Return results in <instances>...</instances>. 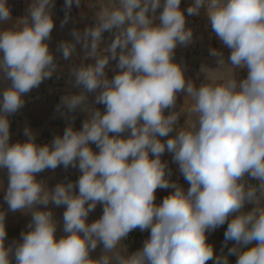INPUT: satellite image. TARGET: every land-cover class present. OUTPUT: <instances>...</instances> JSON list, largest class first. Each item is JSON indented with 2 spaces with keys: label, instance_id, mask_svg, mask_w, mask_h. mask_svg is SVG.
<instances>
[{
  "label": "clouds",
  "instance_id": "9594fccd",
  "mask_svg": "<svg viewBox=\"0 0 264 264\" xmlns=\"http://www.w3.org/2000/svg\"><path fill=\"white\" fill-rule=\"evenodd\" d=\"M83 2L94 23L73 28L72 39L54 52L55 0H30L15 20L8 0H0V169L8 178L0 264H229L233 255L235 264H264V0H192L186 13L199 15L203 7L230 50L225 58L209 48L216 66L201 64L199 85L174 59L177 47L194 39L182 0ZM81 4L64 0L61 27ZM56 53L73 60L71 83L81 89L61 96L56 107L69 123L50 143H37L27 126L26 139L11 143L9 117L24 107L26 94L62 70ZM237 70L246 76L238 78ZM89 94L104 111L89 103ZM78 109L86 114L80 129L68 115ZM166 151L187 190L170 179L161 158ZM60 166L81 174L51 189L37 179ZM157 189L173 191L156 203ZM50 203L66 206L59 238ZM98 204L102 215L89 223ZM8 211L30 214L31 221L6 244ZM225 223L216 254L208 234ZM136 229L150 234L129 252L124 241Z\"/></svg>",
  "mask_w": 264,
  "mask_h": 264
},
{
  "label": "crops",
  "instance_id": "0c3cea01",
  "mask_svg": "<svg viewBox=\"0 0 264 264\" xmlns=\"http://www.w3.org/2000/svg\"><path fill=\"white\" fill-rule=\"evenodd\" d=\"M190 0H182L181 5L185 4ZM30 0H8V5L11 8V13L13 20L18 17H22L25 12L28 3ZM64 0H55V8L53 10L55 26L52 31V39L50 41V48L55 52L57 44L61 40H71L72 36L70 35L73 28L83 29L85 26L94 23L92 20L91 12L87 9L85 3L82 0L80 8L73 6L70 13V19L68 23L61 27V21L65 16V11L63 8ZM81 12L86 13L84 18H81ZM7 27L8 25H4ZM106 39L108 34H105ZM212 46L196 50L191 54H175V61L182 63L185 68V75L187 78H191L199 85L204 77L203 74H199V69L202 63L207 64L209 67H215V58L209 55V48L221 49L224 52L225 58L230 55V50L221 45L219 41L212 43ZM77 51L79 55H82L80 52V46H77ZM56 59L61 66L62 70H58L57 74L58 81L61 86L64 88L63 93H54L51 90V84L49 83L50 79L43 81L38 88L33 89L30 93L25 96V105L18 112L9 117L10 132L11 138L10 142L15 143L17 141H24L26 137L23 135L24 128L30 127L32 131L36 134V141L39 144L50 143L56 135H63L64 129L69 123V120L65 116H61L60 113L56 112V107L60 103V98L63 95L70 93H77L81 89L72 86V78L69 75L70 68L72 66L73 60H64L59 53H56ZM77 64L80 63L79 59H75ZM91 62V61H88ZM115 65L116 61H111L108 76L111 78L115 74ZM237 77L243 78L246 76V70H237ZM54 75V76H55ZM39 93H44L45 97L40 100H36L33 103H27L29 97L34 96ZM184 94L181 93L178 101L177 107L180 106L183 102ZM95 94H89V103L95 108H99L101 111H104L105 106L101 104L94 103ZM167 113V110H166ZM69 116H74V127L80 129L82 127V122L86 118V114L81 112L79 109L74 113L68 114ZM186 117L181 116L179 118V126L184 124ZM127 135V134H125ZM167 139V137L163 138ZM93 150L98 151L96 146L92 145ZM163 161L168 162V167L171 170L170 179L172 181L178 182L183 186L185 190L190 186L187 181L184 180L183 176L180 174L178 165L173 162L172 154L167 151L161 157ZM80 172L78 168L69 167L64 169L63 166L56 168L55 170H45L37 175L38 180H44L47 186L51 189L59 182H68L76 181ZM7 173L5 170L0 169V183L3 184V188H0V210H7V204L4 202V191L7 187ZM78 191V189H77ZM173 189H157L156 190V203L162 202L163 198L169 195ZM43 208V206H40ZM48 209H51L54 214V219L58 223L56 236L59 238L64 235L63 233V212L65 211L66 206L56 207L53 204H49ZM252 205H246L245 210H249ZM102 215V205L98 204L96 209L89 214L88 222L91 223L94 220L98 219ZM31 221L30 214H24L21 212H7L6 216V230L7 238L6 244L11 243L13 240H19L20 234L22 231L27 230V225ZM227 228V223L223 226L217 228L214 232L208 234V242L213 244L215 253L220 254L221 248L224 243V233ZM149 231H144L142 233H134L133 231L129 234V237L126 241L128 244L129 252L136 251L142 247L143 241L148 238ZM232 246V242H229L228 247ZM102 247V246H101ZM101 247H98L93 253V257H98L101 252ZM225 254L227 253V248H224ZM229 264H235L236 256H229ZM207 264H213V261H208Z\"/></svg>",
  "mask_w": 264,
  "mask_h": 264
},
{
  "label": "built area",
  "instance_id": "2783aa9c",
  "mask_svg": "<svg viewBox=\"0 0 264 264\" xmlns=\"http://www.w3.org/2000/svg\"><path fill=\"white\" fill-rule=\"evenodd\" d=\"M192 3V0L186 2L185 4L180 5L181 9L185 10L187 26L193 29L194 39L193 43L187 47L178 46L176 49L177 53L184 55L191 54L196 50H200L209 46H212L213 38H216L215 34L211 30L210 23L206 14L204 13L205 9L202 7L199 15H188L186 13L187 7ZM161 9L157 10V14ZM49 83L51 84V90L54 93H63L64 88L58 81V77L55 75L50 78ZM45 97L44 93H39L28 98L27 103H33L36 100L43 99ZM21 113V112H18ZM17 113V114H18ZM134 233H142L139 229L133 231Z\"/></svg>",
  "mask_w": 264,
  "mask_h": 264
},
{
  "label": "bare ground",
  "instance_id": "6f19581e",
  "mask_svg": "<svg viewBox=\"0 0 264 264\" xmlns=\"http://www.w3.org/2000/svg\"><path fill=\"white\" fill-rule=\"evenodd\" d=\"M204 13H205V11H204ZM215 41H219V40L217 38H213L212 43H214Z\"/></svg>",
  "mask_w": 264,
  "mask_h": 264
}]
</instances>
